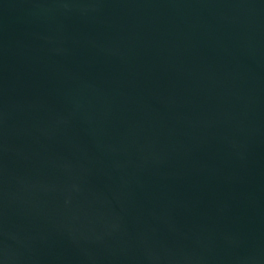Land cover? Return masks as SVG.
Masks as SVG:
<instances>
[{
	"label": "water",
	"instance_id": "water-1",
	"mask_svg": "<svg viewBox=\"0 0 264 264\" xmlns=\"http://www.w3.org/2000/svg\"><path fill=\"white\" fill-rule=\"evenodd\" d=\"M0 264H264V0H0Z\"/></svg>",
	"mask_w": 264,
	"mask_h": 264
}]
</instances>
